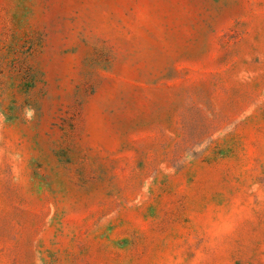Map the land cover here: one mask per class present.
<instances>
[{
    "label": "rangeland",
    "instance_id": "obj_1",
    "mask_svg": "<svg viewBox=\"0 0 264 264\" xmlns=\"http://www.w3.org/2000/svg\"><path fill=\"white\" fill-rule=\"evenodd\" d=\"M0 264H264V0H0Z\"/></svg>",
    "mask_w": 264,
    "mask_h": 264
}]
</instances>
